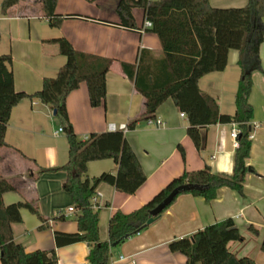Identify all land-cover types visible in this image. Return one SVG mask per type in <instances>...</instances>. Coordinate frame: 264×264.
Segmentation results:
<instances>
[{
  "label": "crops",
  "instance_id": "crops-1",
  "mask_svg": "<svg viewBox=\"0 0 264 264\" xmlns=\"http://www.w3.org/2000/svg\"><path fill=\"white\" fill-rule=\"evenodd\" d=\"M118 2L56 0V14L77 16L63 20L58 28L48 26L39 0H19L5 14L0 12V55L11 56L9 69L16 92L39 91L42 79L55 77L65 63L56 46L43 41L63 37L76 51L112 60L106 73V96L101 106L89 105L84 83L66 98L67 119L79 139L92 133L110 132V125L118 130L121 125L138 119L144 110V98L124 74L121 64L136 65L141 51L146 52V60L150 62L162 56L156 35L142 29L145 21L142 9L131 11L134 30L118 25ZM208 3L213 8H240L247 0H209ZM262 21L264 23V18ZM259 57L264 72V39ZM237 59V51L229 50L225 69L198 81L200 91L216 100L222 114L235 112L234 96L240 77ZM251 80L248 104L253 111L249 122L252 139L245 162L251 170L244 178L243 195L220 188L215 199L209 202L186 194L178 196L144 231L113 248L109 264H186L182 254L169 250V243L226 219L232 220L243 238L241 242H229L228 250L237 258L247 257L255 264H264V253L260 251L264 237V74L253 72ZM180 113L168 99L157 108L152 119L159 120L160 125L139 121L133 130L123 132L146 180L132 195L117 192L106 183L97 187L98 229L102 241L107 239L108 221L115 211L128 214L137 210L183 172L201 170L205 166L214 173L232 172L235 149L230 131L234 124L205 127L200 131L201 146L196 149L186 133L189 126L186 115L181 117ZM59 128L63 126L52 115V110L36 99H23L11 110L4 136L10 148L0 149V176L14 190L4 193L2 202L5 206L33 202L43 218L38 219L26 209L20 210L22 222L14 224L12 229L14 241L23 245L26 252L54 250L57 264H88L89 248L85 243L60 248L54 243L55 231H76L73 218L76 213L62 214L73 207V198L62 189L70 171L60 169L69 158L65 131L54 135ZM48 140H52L53 145H46ZM38 167L44 169L40 175H37ZM103 173L115 175L116 165L111 159L87 164L88 178ZM59 217L64 219L59 220Z\"/></svg>",
  "mask_w": 264,
  "mask_h": 264
},
{
  "label": "trees",
  "instance_id": "trees-1",
  "mask_svg": "<svg viewBox=\"0 0 264 264\" xmlns=\"http://www.w3.org/2000/svg\"><path fill=\"white\" fill-rule=\"evenodd\" d=\"M209 0H119L116 13L121 27L134 30L132 9L140 8L144 19L151 23L148 31L158 38L162 56L155 61L146 60L141 51L136 65L121 64L122 71L133 82L135 90L144 98L142 114L126 125L133 130L139 121L154 119L157 108L171 99L178 111L186 115V133L196 149L201 146L200 131L215 124H236L239 130L238 149L234 154L233 170L230 174L214 173L208 166L197 171H185L173 178L148 202L137 210L124 214L115 211L109 218L107 239H100L98 221L99 209L92 207V197L98 196L97 187L106 183L117 192L132 195L146 180L140 164L126 142L123 131L92 133L79 139L72 131L67 119L65 101L67 96L84 83L89 105L92 108L103 104L106 96V73L112 60L76 51L63 37L43 41L56 46L58 54L65 58L53 78L44 77L41 88L33 94L16 92L9 66L11 56L0 55V149L10 148L4 136L11 110L23 99H36L55 111L66 134L68 162L60 169L69 170L70 176L62 185L71 193L76 210L73 233H53L57 248L85 243L88 248V264H109L113 248L144 231L149 225L150 211L160 204L176 187L196 184L206 187L197 192H183L177 195L201 197L209 202L215 199L220 188H229L243 195L245 175L251 170L245 162L249 157V122L252 107L248 95L252 87L253 72H263L259 48L264 39V0H247L240 8H213ZM19 0H2L0 12L5 14ZM40 11L48 26L58 28L63 20L76 15L55 13L56 0H39ZM229 50L238 53L236 65L240 70L237 90L234 96L233 115L219 112L214 98L202 93L198 81L211 73L221 72L227 64ZM16 152L20 151L16 150ZM181 156L183 151L180 149ZM24 157V155H22ZM26 158V157H24ZM111 159L116 165L115 175L103 173L88 178L86 167L89 162ZM37 165L34 160H30ZM38 166V165H37ZM44 172L38 167L37 175ZM10 183L0 176V263L1 264H57L54 250L26 252L23 245L14 241L12 226L22 222L20 210L26 209L43 220L33 202H17L5 206L2 195L13 191ZM170 204V205H171ZM169 205V206H170ZM168 206V207H169ZM166 207L157 217L168 208ZM63 220V217H59ZM243 240L230 219L217 222L198 230L190 237L176 239L169 243L171 252H178L186 258V264H255L251 258H237L228 250V243ZM112 247L113 243H116ZM264 253V237L260 244Z\"/></svg>",
  "mask_w": 264,
  "mask_h": 264
},
{
  "label": "built area",
  "instance_id": "built-area-1",
  "mask_svg": "<svg viewBox=\"0 0 264 264\" xmlns=\"http://www.w3.org/2000/svg\"><path fill=\"white\" fill-rule=\"evenodd\" d=\"M149 28H151V23L149 21L145 20L144 23H143V28L142 29L144 30V29H149ZM180 116L181 117H185V114L184 113H180ZM148 123H154L156 126H158V125H160L161 122L159 120H157V121L148 120ZM108 130L110 132L117 131L116 128L113 125H110ZM118 130L126 132L127 131V127H126V125H121L118 128ZM61 132H63V129L59 128L57 131H55L54 135H57V134H59ZM238 135H239V130H238L236 124H234L233 128L230 131V140H231V143H232V147L235 150L238 149V147H239V142L237 140ZM248 139L249 140L252 139V135L251 134L248 135ZM97 198H98V196H95V197H92V199H91L92 207H93L94 210L99 209L98 205H97ZM75 213H76V210H75L74 207H69L64 212H62V214L64 216L73 215Z\"/></svg>",
  "mask_w": 264,
  "mask_h": 264
},
{
  "label": "water",
  "instance_id": "water-1",
  "mask_svg": "<svg viewBox=\"0 0 264 264\" xmlns=\"http://www.w3.org/2000/svg\"><path fill=\"white\" fill-rule=\"evenodd\" d=\"M52 115L55 116V111H52ZM206 187L201 186V185H196V184H185V185H181L179 187H176L175 189H173L166 197L165 199L158 204L155 208H153L150 213H149V219L146 221V225H151L156 217L166 208L168 207L171 202L174 200V198L179 195L180 193L183 192H192V191H203L205 190ZM117 245L116 243L112 244V247H115Z\"/></svg>",
  "mask_w": 264,
  "mask_h": 264
},
{
  "label": "rangeland",
  "instance_id": "rangeland-1",
  "mask_svg": "<svg viewBox=\"0 0 264 264\" xmlns=\"http://www.w3.org/2000/svg\"><path fill=\"white\" fill-rule=\"evenodd\" d=\"M63 134H61V136H62ZM52 140H48V142L46 143V145H53V143L51 142Z\"/></svg>",
  "mask_w": 264,
  "mask_h": 264
}]
</instances>
